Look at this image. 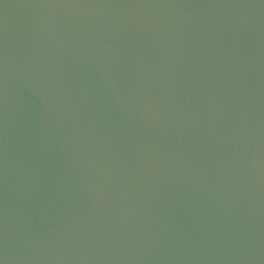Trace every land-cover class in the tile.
Listing matches in <instances>:
<instances>
[{
	"label": "water",
	"instance_id": "obj_1",
	"mask_svg": "<svg viewBox=\"0 0 264 264\" xmlns=\"http://www.w3.org/2000/svg\"><path fill=\"white\" fill-rule=\"evenodd\" d=\"M0 264H264V0H0Z\"/></svg>",
	"mask_w": 264,
	"mask_h": 264
}]
</instances>
